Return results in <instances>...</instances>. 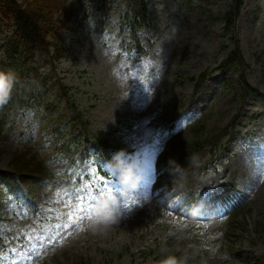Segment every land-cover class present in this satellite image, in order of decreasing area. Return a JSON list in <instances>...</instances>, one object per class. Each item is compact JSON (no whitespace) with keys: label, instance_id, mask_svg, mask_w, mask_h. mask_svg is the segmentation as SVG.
<instances>
[{"label":"rangeland","instance_id":"374dc122","mask_svg":"<svg viewBox=\"0 0 264 264\" xmlns=\"http://www.w3.org/2000/svg\"><path fill=\"white\" fill-rule=\"evenodd\" d=\"M82 1L89 16L64 33L65 58L39 56L38 84L28 70L11 71V98L0 105V264L264 263V0H148L143 53L126 25L129 0ZM235 43L244 71L222 66ZM241 74L259 96H240ZM104 145L138 165L130 195ZM17 152L51 176L24 183L11 166ZM112 192L116 217L104 210ZM233 197L239 209L226 213Z\"/></svg>","mask_w":264,"mask_h":264},{"label":"trees","instance_id":"16d2710c","mask_svg":"<svg viewBox=\"0 0 264 264\" xmlns=\"http://www.w3.org/2000/svg\"><path fill=\"white\" fill-rule=\"evenodd\" d=\"M101 1L105 2L106 0ZM85 7L82 0H0V32L6 35L0 71H14V74L19 76L28 70L32 72L35 83L38 84L45 80L39 71L31 67V64H34L41 54L46 55L55 63L65 57V51L61 45L63 34L75 29L76 22L85 23L89 16L88 9L82 15ZM129 9L127 25L133 32L134 30L138 31L147 24L149 3L147 0H129ZM239 14L238 6L229 11L226 21L227 31L232 29ZM224 66L247 68L238 44L228 55ZM207 78L203 76L197 81L198 89L204 85ZM240 86L244 100L259 94L256 88L248 84L244 76ZM72 104L74 105V103ZM72 110L82 120L83 115L80 109L73 106ZM235 129L236 126L231 131ZM1 134L2 126L0 124V136ZM199 144L196 141V145L199 146ZM191 150L195 151L196 148L192 147ZM11 166L16 176L24 182L33 178H47L51 175L49 166L43 161L31 157L30 153H15ZM6 175L5 172L0 171V179H4ZM233 200L235 199L233 198ZM228 209H233V207L230 206ZM142 254L145 257L148 255ZM165 256L163 253H157L154 258L160 261L162 258L165 262L164 260H167Z\"/></svg>","mask_w":264,"mask_h":264},{"label":"clouds","instance_id":"9594fccd","mask_svg":"<svg viewBox=\"0 0 264 264\" xmlns=\"http://www.w3.org/2000/svg\"><path fill=\"white\" fill-rule=\"evenodd\" d=\"M15 75L10 71H0V105H3L11 98ZM114 168L119 173V178L125 188L124 196L137 189L142 179L138 171V165L129 160L125 151H120L114 156ZM107 203L104 205L105 213H111L113 217L119 215L120 199L115 192L107 195Z\"/></svg>","mask_w":264,"mask_h":264},{"label":"bare ground","instance_id":"6f19581e","mask_svg":"<svg viewBox=\"0 0 264 264\" xmlns=\"http://www.w3.org/2000/svg\"><path fill=\"white\" fill-rule=\"evenodd\" d=\"M253 118L255 119V115L253 116ZM254 137H256V135H254Z\"/></svg>","mask_w":264,"mask_h":264}]
</instances>
